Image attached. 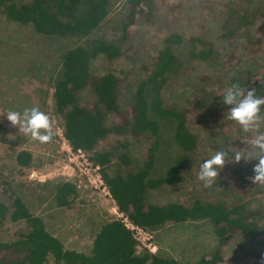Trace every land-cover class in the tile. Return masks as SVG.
Instances as JSON below:
<instances>
[{
    "label": "rangeland",
    "instance_id": "374dc122",
    "mask_svg": "<svg viewBox=\"0 0 264 264\" xmlns=\"http://www.w3.org/2000/svg\"><path fill=\"white\" fill-rule=\"evenodd\" d=\"M127 1L110 0L107 17L86 37L42 35L32 25L9 21L0 14V201L10 206L14 197H20L66 249L88 253L100 227L120 218L121 214L107 190L92 178L96 172L89 160L91 154L72 155L63 138L64 117L55 111L52 96L62 54L96 38L119 44L121 56L109 59L97 55L91 61L90 72L94 76L111 73L120 79L118 99L127 112L137 86L153 71L157 53L169 45L166 39L176 36L180 43L169 45L175 54L176 66L162 90V99L167 107L186 113L187 129L195 137L197 146L188 155L185 169L174 184L149 191L146 202L189 205L195 200L222 204L240 201L255 216L259 232L255 237L237 234L220 246L208 220L171 223L155 231L142 232L138 236L137 251L142 253L148 249L179 264H198L202 258L210 259L213 255L220 257L215 264H254L264 253L260 245L264 241V184L256 185L249 180L258 159L229 161L211 188L204 186L198 174L205 160L230 144L250 158L256 154L248 144L253 134L243 132L239 124L227 119L230 106L222 100L233 77L253 83L264 76V0L251 3L247 0H140L136 23L126 27ZM250 10L255 15L245 25L241 17ZM205 45L212 47L213 55L205 60L194 59L190 52L205 50ZM95 101L90 90L78 95L79 104ZM33 106L49 114L54 122L56 134L50 143L31 140L7 120L9 110L22 113ZM113 120L107 114V122ZM260 131L264 132V126ZM123 144L131 160L128 167L117 159L124 152ZM149 145L150 141L144 137L112 134L95 151L113 152L109 171L117 174L138 168L146 158ZM23 150L32 154L29 166L16 163V153ZM177 152L169 124H164L154 174L162 175L172 168ZM32 173L35 178H31ZM63 180L77 187L72 204L65 208L56 206L52 200L56 183ZM25 232L24 221L6 220L0 228V241L11 242ZM44 264L56 263L49 258Z\"/></svg>",
    "mask_w": 264,
    "mask_h": 264
},
{
    "label": "trees",
    "instance_id": "16d2710c",
    "mask_svg": "<svg viewBox=\"0 0 264 264\" xmlns=\"http://www.w3.org/2000/svg\"><path fill=\"white\" fill-rule=\"evenodd\" d=\"M139 3L140 0L127 1L126 27L136 23ZM109 5L110 0H0V14L9 21L30 24L42 35L86 37L105 20ZM254 15V10H250L242 15L241 20L247 25L248 18ZM166 42L171 45L180 43V39L174 36L167 38ZM169 45L157 53L153 71L137 86L127 112L118 99L120 79L111 73L94 76L90 72L92 59L100 54L109 59L119 57L122 55L121 46L96 38L87 45L67 49L62 54L60 73L54 81L52 94L55 111L64 117L63 137L72 151L91 154L89 160L99 167L102 181L117 211L134 226L155 231L166 224L208 220L220 246L237 234L255 237L259 232L258 221L240 201L222 204L195 200L189 205L146 202L149 191L174 184L185 169L188 155L197 146L195 137L187 129L186 113L167 107L162 99V90L176 66V57ZM205 46V50L191 51V56L200 60L211 57L212 47ZM251 76L249 74V78ZM233 83H240L247 89L255 87L258 95H264V76L253 83L235 76L227 87ZM84 90L93 93L95 103L79 104L78 95ZM107 114L114 117L111 123L107 122ZM164 124H169L170 137L178 152L172 168L165 174L155 175ZM112 134L144 137L150 141L146 158L138 168L110 173L113 152H97L95 148ZM121 147L124 152L117 159L128 167L131 160L127 148L124 144ZM30 161L28 151L17 153L19 165L29 166ZM76 194L74 183L60 181L54 187L52 200L58 207H69ZM6 220L24 221L26 232L11 242L0 241V264H44L49 258L56 264H179L172 258L147 250L138 253V242L133 232L120 218L109 220L100 227L88 253L66 249L57 237L47 231L42 218L28 210L20 197H14L10 206L0 201V228ZM260 245L264 251V241ZM219 261L220 257L213 255L210 259L202 258L198 264ZM254 264H264V253Z\"/></svg>",
    "mask_w": 264,
    "mask_h": 264
},
{
    "label": "clouds",
    "instance_id": "9594fccd",
    "mask_svg": "<svg viewBox=\"0 0 264 264\" xmlns=\"http://www.w3.org/2000/svg\"><path fill=\"white\" fill-rule=\"evenodd\" d=\"M222 103L230 106L227 119L239 124L243 132L253 134L248 144L256 154L250 158L230 144L201 164L198 179L206 188H211L226 163H239L242 159L250 161L255 158L258 163L249 180L256 185L264 184V132L260 131L264 126V95H258L255 87L247 89L240 83H233L224 90ZM6 116L12 127H18L19 132L41 144L50 143L56 134L51 116L39 107L25 108L22 113L9 110ZM230 152L234 155L230 156Z\"/></svg>",
    "mask_w": 264,
    "mask_h": 264
},
{
    "label": "built area",
    "instance_id": "2783aa9c",
    "mask_svg": "<svg viewBox=\"0 0 264 264\" xmlns=\"http://www.w3.org/2000/svg\"><path fill=\"white\" fill-rule=\"evenodd\" d=\"M63 138H64V137H63ZM65 141H66V140H65ZM66 142H67V141H66ZM67 144H68V143H67ZM68 146H69V145H68ZM71 151H72V150H71ZM82 152H83V151L77 150L76 152L72 151L71 154L73 155L74 153H77V155H79V154H81ZM86 165H90V166H91L90 163H86ZM92 165H93V164H92ZM77 168L79 169V171H80L81 173H83V174L86 175V172H84L83 169H81L80 167H77ZM85 169L88 170L87 167H85ZM89 169H90V168H89ZM93 171L96 172V175L93 176L92 178H93V179L95 178V180L99 183V185L102 186L103 189H106V190H107V188H106V186L104 185V183H103V181H102V178H101V176H100V173H99V167H98V166H94ZM30 176H31V178H35V177H34V173H32ZM89 182L92 183L91 179L89 180ZM107 193L109 194L108 190H107ZM109 196H110V194H109ZM110 197H111V196H110ZM120 219H122V222L124 223V225L126 226V228L130 229V230L133 232V236H134L135 240L138 242L141 233L144 232V234H145L146 231L143 230V229H141V228H139V227H137V226H134L133 224H131V223L127 220V218L124 217L122 214H121V216H120ZM138 236H139V238H138ZM146 240H147V239H146ZM147 251H149V252L152 253V251H150V250H148V249H147Z\"/></svg>",
    "mask_w": 264,
    "mask_h": 264
},
{
    "label": "crops",
    "instance_id": "0c3cea01",
    "mask_svg": "<svg viewBox=\"0 0 264 264\" xmlns=\"http://www.w3.org/2000/svg\"><path fill=\"white\" fill-rule=\"evenodd\" d=\"M20 152V151H19ZM30 153V152H29ZM16 155H17V153H16ZM16 155H15V160H16ZM30 155H31V161H30V164H31V162H32V160H33V158H32V154L30 153ZM17 163V162H16ZM18 164V163H17ZM19 165V164H18ZM21 166V165H20ZM63 181H66V180H63ZM54 203V202H53ZM98 232V231H97ZM95 236V235H94ZM91 247H92V245H91ZM78 252H81V251H78Z\"/></svg>",
    "mask_w": 264,
    "mask_h": 264
}]
</instances>
